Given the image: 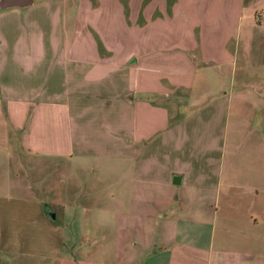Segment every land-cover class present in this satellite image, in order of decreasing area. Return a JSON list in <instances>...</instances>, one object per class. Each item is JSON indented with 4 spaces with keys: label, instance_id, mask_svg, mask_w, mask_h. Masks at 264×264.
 Masks as SVG:
<instances>
[{
    "label": "crops",
    "instance_id": "0c3cea01",
    "mask_svg": "<svg viewBox=\"0 0 264 264\" xmlns=\"http://www.w3.org/2000/svg\"><path fill=\"white\" fill-rule=\"evenodd\" d=\"M251 1L33 0L0 10V149L43 159L36 167L60 158L117 171L102 180V208L75 204L68 190L59 223L40 200L11 212L0 203L1 258L264 264V178L236 187L224 158L231 92L211 84L233 71Z\"/></svg>",
    "mask_w": 264,
    "mask_h": 264
},
{
    "label": "rangeland",
    "instance_id": "374dc122",
    "mask_svg": "<svg viewBox=\"0 0 264 264\" xmlns=\"http://www.w3.org/2000/svg\"><path fill=\"white\" fill-rule=\"evenodd\" d=\"M241 12L233 71L219 73L211 80L212 87L217 85L222 87L219 90L231 92L224 158L234 170L232 178L236 187L257 185L259 178H264L260 173L264 168V0H252ZM37 161L44 160L0 149V197H3L0 203L9 212L23 206V198L37 199L46 203L45 210L55 211L53 222L59 223V212L67 202L70 189L75 204L88 203L95 208L106 204L102 202V188L106 189L102 180L116 175L113 167L103 168L102 162L95 161L99 168L91 172L89 168H70L60 158L47 159L36 167ZM13 215L11 219V213H3V218L15 223L18 216ZM0 259L3 264H22V260L38 264V258L29 256L5 254Z\"/></svg>",
    "mask_w": 264,
    "mask_h": 264
},
{
    "label": "water",
    "instance_id": "95a60500",
    "mask_svg": "<svg viewBox=\"0 0 264 264\" xmlns=\"http://www.w3.org/2000/svg\"><path fill=\"white\" fill-rule=\"evenodd\" d=\"M33 0H0V10L7 8H23L31 5ZM47 217L50 221L54 220V215L52 212L47 211Z\"/></svg>",
    "mask_w": 264,
    "mask_h": 264
}]
</instances>
